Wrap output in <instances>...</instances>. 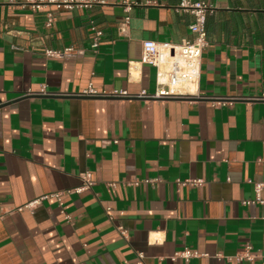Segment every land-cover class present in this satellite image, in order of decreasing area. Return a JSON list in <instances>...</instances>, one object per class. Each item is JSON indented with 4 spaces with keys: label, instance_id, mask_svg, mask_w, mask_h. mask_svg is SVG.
I'll list each match as a JSON object with an SVG mask.
<instances>
[{
    "label": "crops",
    "instance_id": "crops-1",
    "mask_svg": "<svg viewBox=\"0 0 264 264\" xmlns=\"http://www.w3.org/2000/svg\"><path fill=\"white\" fill-rule=\"evenodd\" d=\"M48 1L0 0V264H264V0ZM184 1L210 6L199 92L231 102L72 97L154 94L143 43L191 40Z\"/></svg>",
    "mask_w": 264,
    "mask_h": 264
},
{
    "label": "built area",
    "instance_id": "built-area-1",
    "mask_svg": "<svg viewBox=\"0 0 264 264\" xmlns=\"http://www.w3.org/2000/svg\"><path fill=\"white\" fill-rule=\"evenodd\" d=\"M96 2H99L96 0ZM48 4L56 5L58 9L65 8L68 10L73 9L74 3L60 4L55 0H49ZM87 5V4H86ZM81 6V5H79ZM36 9L41 8V4L34 6ZM182 8L190 10L194 15V23L189 27L191 32V40L185 41L181 45L172 44H158L154 41H145L143 43V55L141 63L144 65H150L157 71L156 75V91L154 94H148L145 91L134 95L130 94L127 90H115L112 92L99 91L92 83L88 85L81 93L72 95L76 98L84 99H102V100H144V101H185L188 103L199 102H212L214 105H222L227 102H231L230 99L222 98H209L201 95L199 92V82L201 76V64L203 52L208 47L207 40V14L210 10V6L205 2H197L191 4L189 1H184ZM52 20L49 21V25ZM128 19L120 24L119 30L121 34H124L127 29ZM91 31L93 32L94 48L98 47V42L102 39L103 33L91 23ZM76 54V50L73 48L65 49L64 51L47 50L45 55L49 58H65ZM28 95H35L29 93ZM83 186L76 190V193H82L85 190L91 189L93 186L92 180L87 174L81 176ZM153 183V182H151ZM183 185L199 186L202 185V181H189L183 183ZM263 185H256L255 190L260 193ZM56 198L61 202L60 197ZM43 198L28 204L25 208L33 210L37 207ZM62 205V203H61ZM70 220L69 217H66ZM121 231V229H119ZM138 264L144 263V256L139 254ZM195 255L188 250L177 253L173 260L182 259L190 260ZM253 256L250 253V248H247L241 255L235 257L237 261L253 260ZM229 258L228 261H232Z\"/></svg>",
    "mask_w": 264,
    "mask_h": 264
},
{
    "label": "water",
    "instance_id": "water-1",
    "mask_svg": "<svg viewBox=\"0 0 264 264\" xmlns=\"http://www.w3.org/2000/svg\"><path fill=\"white\" fill-rule=\"evenodd\" d=\"M179 101V100H178Z\"/></svg>",
    "mask_w": 264,
    "mask_h": 264
}]
</instances>
